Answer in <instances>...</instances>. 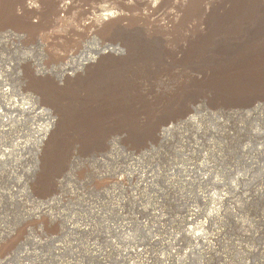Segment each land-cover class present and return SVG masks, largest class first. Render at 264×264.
Masks as SVG:
<instances>
[{
	"label": "rangeland",
	"instance_id": "rangeland-1",
	"mask_svg": "<svg viewBox=\"0 0 264 264\" xmlns=\"http://www.w3.org/2000/svg\"><path fill=\"white\" fill-rule=\"evenodd\" d=\"M174 1L0 0V264H264V95L216 86L226 60L181 63ZM104 8L125 15L98 31ZM135 31L163 32L165 67L127 127L93 124L88 61Z\"/></svg>",
	"mask_w": 264,
	"mask_h": 264
},
{
	"label": "bare ground",
	"instance_id": "bare-ground-1",
	"mask_svg": "<svg viewBox=\"0 0 264 264\" xmlns=\"http://www.w3.org/2000/svg\"><path fill=\"white\" fill-rule=\"evenodd\" d=\"M75 2H76V0H66L64 6L69 7V5L74 4ZM63 9L65 11L66 8H63ZM102 11L103 12L95 15L96 17H98V20H97V23H98L97 30L98 31H102L105 28V26L110 22L115 24L116 26H117V24H121L120 21L123 20L122 18L125 15L124 11H122V10L120 11V10L114 9V8H104V9H102ZM50 15L52 16L54 14H50ZM166 15H167L168 22L164 25H160L159 27L160 28H165V27L167 28V26H168L171 28H175L173 45L175 44L174 45L176 48L175 50L180 51V53H182V55L184 57V60H182V62H181L182 64H185V61L188 63L199 64V63L203 62V60L208 55H210V62L211 63H215V62L219 63L220 60H222V61L226 60V62L228 64V68L223 69V70H225L223 74L217 75L216 81H214V83H216L215 84L216 86L222 85L221 84L222 81L225 79H228V81H229L228 83L230 84L232 91H236V92H240V93H247L248 92L249 95L252 92L253 93H260V94L264 95V0H175L172 10ZM16 19L17 18H13V20H16ZM147 23L148 22H146V24ZM146 24H144V25H146ZM133 26H135V25H133ZM121 27H123V25ZM142 30H144V29L142 28ZM148 31L150 32V30H148ZM167 31H169V30H167ZM134 33L135 34L132 36V38H127V42L129 44L125 43L126 46L128 45L127 53H126V55H124L125 57H123V56L121 57V55H123L124 52L122 50H120L119 48L106 46V47L101 48L100 50L98 49L97 58L89 59L88 63L92 64L94 62V64L95 63H97V64L94 65L96 70H93L90 73H88L89 76L87 74L89 79H87L86 81H83V83L80 84L83 87H84V85L87 86V95L86 96L83 94L79 95L78 92L74 91L75 89L73 90L75 97H78V95H79V99H82L83 97H85V98H83L84 102H90L91 101L88 105V114H89V117L92 121V122L91 121L90 122L93 124L102 125L106 121V124L108 125L109 122L120 118V122H121L122 126L127 127L126 125H129L131 123V119H132L133 115H132V109H131L130 105L125 103V100L126 99L128 100V98H130L133 102L137 99L135 93H137L139 86L142 84V78H141L140 73L148 72V71L152 70V68L157 66V65H159V66L164 65V67H165L164 63L166 60L165 59L166 46L164 44H165L166 40L162 35L158 34L161 32L158 31L156 34L152 33L150 35L146 34L145 32H141V31H135ZM131 34H132V32H131ZM120 39H123V38H120ZM114 46H116V45H114ZM170 47H172V44ZM171 55L173 56L172 53H171ZM177 55H178V53H177ZM182 55H180V56H182ZM220 64H222V63H220ZM193 65H195V64H193ZM91 66H93V65H91ZM183 66L184 65H182V68H185ZM194 69H196V68H194ZM185 70L186 69H184V71ZM95 71H97V73H95ZM93 73H95V74H93ZM188 73H190V72H188ZM198 77H199V75H198ZM85 78L86 77H83V79H85ZM83 79H80V82ZM204 80H206V79H204ZM207 81H209V80H207ZM202 83H204V82H202ZM228 83L226 84L227 86H228ZM207 84L210 86H214V84L211 81L208 82ZM71 86H73V85H71ZM216 86H214V87H216ZM66 87H68V86H66ZM197 87H198V85H197ZM78 88H80V86H78ZM221 89L223 90V88H221ZM226 90H227V88H226ZM84 91H85V89H84ZM200 91H202V90H200ZM189 92H191V91H189ZM181 93H182V91H181ZM1 94L4 95L5 93L1 92ZM190 94H192V93H190ZM217 94H219V93H217ZM233 94H235V93H233ZM58 96H60V95H58ZM200 96H201V93H200ZM207 96H208V94H207ZM239 96L237 95V97H239ZM68 97H70V96H68ZM210 98H212V96ZM182 99H181V101H183ZM75 100H77V98ZM127 100H126V102H127ZM137 102H138V99H137ZM149 102H148V104H149ZM211 102L213 103V100H211ZM153 103H151V104H153ZM176 103H178V101ZM75 104H76V102H75ZM179 104H180V101H179ZM73 106H74V104H73ZM75 106L77 108L78 107L81 108V106H77V105H75ZM168 106H170V105H168ZM178 106H181V105H178ZM183 106H185V104ZM162 107H163V105H162ZM153 108H155V107H153ZM159 108H160V106H159ZM139 109H141V108H139ZM143 109H141V110H143ZM169 109H171V108H169ZM179 109L181 110L180 107H179ZM143 111H145V110H143ZM183 111H184V109H183ZM32 113H33V111H32ZM144 113H146V112H144ZM148 113H151V111ZM83 115H85V113ZM136 115H138V114H136ZM142 115H144V114H142ZM177 116H179V114ZM136 117H138V116H136ZM105 118H107V119H105ZM90 119H88V120H90ZM145 119H146V117H145ZM183 121H184V119H183ZM68 122H70V121H68ZM79 123H80V121H79ZM117 124H119V123H117ZM81 126H82V124H81ZM94 127H96V126H94ZM99 127H101V126H97V128H99ZM82 129H84V128H82ZM91 129H92V127H91ZM135 131H136V129H135ZM137 131H139V130H137ZM137 131H136V133H137ZM121 136H123V135H121ZM85 137H87V135ZM91 137H90V140L93 139V137H92V139H91ZM96 137H97V134H96ZM88 138H89V136H88ZM123 140H126V139H123ZM104 143H106V142H104ZM94 144H96V142ZM85 145H87V144H85ZM100 148H102V147H100ZM49 168H51V167H49ZM47 178H48V176H47ZM58 181H60V180H58ZM48 188H50V187H48ZM133 194H135V193H133ZM191 222H194L193 219ZM195 222H196V225H198L197 219ZM85 225H87V224H85ZM188 234L193 238L194 241L195 240L203 241L204 237L200 232H195L194 230L189 228Z\"/></svg>",
	"mask_w": 264,
	"mask_h": 264
}]
</instances>
